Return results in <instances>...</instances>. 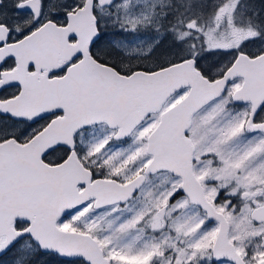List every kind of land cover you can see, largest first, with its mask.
I'll use <instances>...</instances> for the list:
<instances>
[{
    "label": "snow or ice",
    "instance_id": "6c2138e0",
    "mask_svg": "<svg viewBox=\"0 0 264 264\" xmlns=\"http://www.w3.org/2000/svg\"><path fill=\"white\" fill-rule=\"evenodd\" d=\"M0 264H264V0H0Z\"/></svg>",
    "mask_w": 264,
    "mask_h": 264
}]
</instances>
